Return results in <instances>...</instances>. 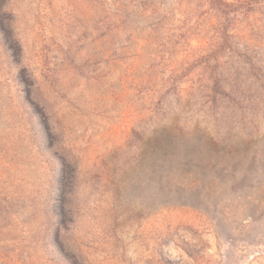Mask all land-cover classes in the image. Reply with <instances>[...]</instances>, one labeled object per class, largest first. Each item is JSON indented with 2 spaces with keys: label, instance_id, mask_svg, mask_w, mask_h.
I'll return each mask as SVG.
<instances>
[{
  "label": "rangeland",
  "instance_id": "1",
  "mask_svg": "<svg viewBox=\"0 0 264 264\" xmlns=\"http://www.w3.org/2000/svg\"><path fill=\"white\" fill-rule=\"evenodd\" d=\"M0 264H264V0H0Z\"/></svg>",
  "mask_w": 264,
  "mask_h": 264
}]
</instances>
